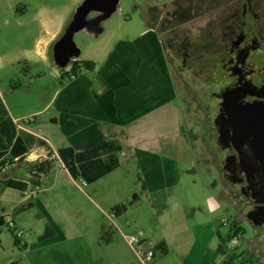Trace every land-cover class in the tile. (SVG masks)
I'll use <instances>...</instances> for the list:
<instances>
[{
	"label": "rangeland",
	"instance_id": "374dc122",
	"mask_svg": "<svg viewBox=\"0 0 264 264\" xmlns=\"http://www.w3.org/2000/svg\"><path fill=\"white\" fill-rule=\"evenodd\" d=\"M152 1L121 0L118 12L103 23L102 26L105 32L98 39H92L82 33L76 35L75 41L82 50L80 60L92 61L96 65V70L93 72V77L96 79L94 83L96 89L104 85H102L100 79L101 72H103L101 76L103 78L105 77L104 70L113 72V68L114 72L116 71L113 67L114 64L109 63L111 55L114 56V51L119 52L117 57H114L116 59L119 57L123 62L120 65L121 73L129 76L124 73L127 65L125 64L126 60L123 59L130 53L132 42L145 30L143 14H145L147 3ZM79 4H81L80 0H74L71 4L70 12L72 11L73 15ZM94 16L95 14H91L90 18ZM52 66V62H49L47 65L35 67L32 73V77L35 79L32 81L26 78L25 75L12 76L10 78V80L13 79L11 84L13 86L17 85V87L20 86L14 93H6L5 91L10 84V82L8 83L9 80L2 81L1 87L13 113L16 116H28L27 122L38 120L40 126L37 127V130L47 136L55 148L61 150L64 145L67 148L69 146L62 140L61 133L64 131L62 121L60 120L56 124L53 122V119L59 117V112L56 111L57 104L52 106L51 111L43 113L42 116L36 119L34 116H29L45 106L48 95L51 97L52 91H59L72 82V80H65L60 81V83H63L60 84L61 71L57 69L58 75L55 73L56 77L53 78L51 76ZM70 67L71 64L65 70L69 71ZM42 72L47 73V75L45 74L42 78H39L37 74ZM86 72H83L86 76L91 74ZM143 74L146 75L145 69ZM104 81L106 80L104 79ZM57 83H59V87L56 86ZM95 88L94 90H96ZM122 88L119 87V90ZM45 93L47 95L42 97L41 95ZM185 95L183 91L178 92L175 100L166 106H161V109H158V112L156 111L157 113L153 118L148 119V123H141L139 126H135L134 129L138 131L147 130L152 122L156 121L153 124L166 125L160 131L169 134L176 130L177 119L178 121L181 119L180 124L184 126V129H189L190 125L187 119L190 117H187L183 107ZM207 99L208 97H206ZM179 110H182V112ZM156 132L159 133L158 130ZM89 133H91L90 135L96 134L92 131ZM95 139L99 140L98 137ZM110 146L112 151L107 148V153H104L100 162L88 160L97 156V154L99 155L98 148H101L100 146L93 153L88 154L85 161L82 156H78L75 163L80 164L79 168L73 163L74 159L68 160L65 158V162L71 166L70 174L75 178V181L71 179L68 172L54 166L49 172H46L47 174L42 173L41 176H36L33 173L31 178H33L34 184L39 187L34 190L37 192L36 196L24 199L20 193L12 192L9 194L7 186L0 190V196H6L0 201V219L4 218L5 221V224L0 227V264H20L22 263L21 260L25 259L27 252L21 251L14 242V235L17 231L21 230L22 232V238H20L22 244H30L34 242L35 235H38L39 230L43 228L36 229L38 226L34 228L33 225L28 223L22 225V222H37L35 218L41 210L36 203L38 197L43 203H52L49 206H53V203H59L60 205L70 203L71 205L81 206V215L87 219H78L76 223L83 225L82 227L88 238L92 241L94 254L99 260H103V264H143L134 247L128 243L126 238L134 232L143 231L151 244L161 238L166 239L167 253L157 252L155 249V258L150 264H201L209 241L211 240L210 248L213 250L219 244L217 237L211 235L210 229L204 230L203 225L208 223L210 226L213 225L215 229H219L222 235L229 234V226H225L224 223L234 213L227 198L224 197V182L218 171L213 167L212 157L209 155L201 156L203 147L200 143L197 144V150L193 145L186 144L181 139L169 141L163 145L167 154L176 156L179 181L177 186L166 191V203H170L171 211L168 215L162 216L161 213L152 208L153 203H159L157 199L161 195L144 197L145 193L141 189L143 184L138 181L140 179L139 160L136 158L133 149L124 147L121 144L115 145L119 146L120 149L114 147L113 144ZM126 153L132 159H128ZM83 162L85 166L82 164ZM75 182L82 185L85 193L79 190ZM47 187L51 189L45 195L44 192L47 191ZM139 192L143 194L141 201L131 207ZM7 193L10 196H7ZM122 204L128 205L129 213H124L122 217L115 219V223H112L110 221L112 209ZM210 204L219 209L214 212L211 211L209 209ZM24 208H26V211H24ZM52 209L55 213L54 207ZM4 214L7 215L3 216ZM10 222H17L22 229L17 227L14 230L11 229L9 227ZM160 224H163L162 231H160ZM103 226L110 227L109 234H114L115 242L111 245H107L105 241L96 240ZM249 238V234L242 238V244L244 245V242ZM186 253L187 256H185ZM223 256H220L219 261L224 260ZM252 261L255 264H264V256L256 255Z\"/></svg>",
	"mask_w": 264,
	"mask_h": 264
},
{
	"label": "flooded vegetation",
	"instance_id": "af4514ba",
	"mask_svg": "<svg viewBox=\"0 0 264 264\" xmlns=\"http://www.w3.org/2000/svg\"><path fill=\"white\" fill-rule=\"evenodd\" d=\"M143 22L146 28L132 42L125 64L133 59L139 66H148L141 84L135 82L132 67L128 71L126 66L127 79L133 78L131 91L147 94L143 108L130 104L126 109L133 141L128 148L139 160L138 181L144 197L156 194L145 192L141 156L153 151L167 154L163 145L178 139L196 150L200 143L201 156L212 157L234 213L224 223L229 226L228 235L211 226L219 244L213 250L209 241L201 264H255L256 255L264 256V202L254 197L241 162L244 153L252 152L249 144L237 147L232 139L221 140L220 129L229 120L224 105L228 94H233L234 107L264 111V0H153L147 3ZM180 91L186 94L183 107L190 117L189 129L181 126V119L169 134L160 131L166 125L153 124L156 121L147 130L134 129L175 100ZM166 191L158 192L159 207L152 204L161 216L171 211ZM248 234L243 245L241 239ZM221 255L224 260L219 261Z\"/></svg>",
	"mask_w": 264,
	"mask_h": 264
},
{
	"label": "crops",
	"instance_id": "0c3cea01",
	"mask_svg": "<svg viewBox=\"0 0 264 264\" xmlns=\"http://www.w3.org/2000/svg\"><path fill=\"white\" fill-rule=\"evenodd\" d=\"M73 2L74 0H0V153H7L0 160V190L7 186L9 194L12 192L20 193L24 199L36 196L37 192L34 190L39 188L31 178L33 173L36 176H41L42 173L47 174L46 172H49L52 167L59 168L62 164L65 168H60V170H65L70 174L71 166L65 162V158L68 160L74 159L73 163L77 165L75 159L78 156H82L85 161L87 155L93 153L100 146L101 148H98L99 155L97 154V156L88 159L100 162L104 153H107V148L112 151L111 144L118 149L120 147L115 146L117 144L124 145V147L132 146L133 141L129 135L132 124L128 121L130 114L127 107L132 104L139 106V109L143 108L142 103H144L145 96H147V94L144 95L142 90H139L138 93L131 91L132 84L129 83L132 82L133 78L129 80L127 79L128 76L121 73L120 65L123 62L119 57L116 59L119 52L114 51L113 55L116 57L111 55L109 63L114 64L113 67L116 71L114 72L113 68V72L104 70L105 77L103 78L106 81L101 77L103 75V72H101L100 79L102 85L104 84L103 86L99 89L95 88L96 79L93 77V72L96 70L95 65L92 72H86L91 73L90 75L86 76L83 73L80 77L72 79L71 84L63 89L52 91L51 97L48 95L45 106L29 115L30 117L34 116L36 119L42 116L43 113L51 111L52 106L57 104L56 111L59 112V117L53 119V122L56 124L60 120L62 121L64 127V131L61 133L62 140L69 148L65 145L61 150L55 148L48 137L37 130V127L40 126L38 120L27 122L28 116H16L13 113L6 100L1 82L9 80L8 83L10 82V84L5 91L6 93H14L19 87L11 84L13 79L10 80V78L12 76L25 75L26 78L32 81L35 79L32 77L35 67L47 65L49 62H52L53 65L51 76L55 78L56 74L58 75L57 68L53 64V46L72 20L73 13L70 10ZM127 58L128 56L123 60L127 62ZM23 64H27L28 74H24ZM139 64L130 59V63L126 65L127 70L132 67L135 82L141 84L143 79L147 77L143 73L144 69L145 73H148V66L146 64L143 66V63L139 66ZM45 74L47 75V73L42 72L37 75L44 76ZM119 87L123 88L119 90ZM160 94L161 92H158L155 95L159 96ZM46 95L45 93L41 96ZM162 95L166 97L164 92H162ZM72 130L74 131L72 132ZM91 131L96 132V134L90 135L89 132ZM97 137L99 140L95 139ZM18 138L23 141L28 152L14 158L9 153ZM18 148H23V145H19ZM141 150H145V148L141 146ZM126 156L128 159H132L128 153H126ZM140 160H142V171L140 172L142 180L146 184L145 192L158 194L164 189L169 190L177 186L179 168L175 155L153 151L149 156H141ZM82 164L85 166L84 162ZM77 167L79 168L80 164ZM78 168L77 170H79ZM3 174H5L4 178L2 177ZM70 176L75 181L71 174ZM10 181L25 184L26 192L9 188ZM75 183L79 190L85 193L82 185ZM50 189L47 187L44 194L47 195ZM8 193L7 196H10ZM5 197L0 196V201ZM141 199L142 196L138 193V197L133 200L131 207L139 203ZM36 203L41 208L35 218L37 222H22V225L28 223L33 225L34 228L38 226L36 229L43 228L39 230L38 235H35L34 242L23 244L26 245V248L20 250L27 252V254L20 264H103V260H99L94 254L92 241L88 238L82 227L83 225L76 223L78 219H87L81 215V206L71 205L70 203H63L62 205L53 203V206H49L52 203H43L39 197L36 198ZM156 204L158 207L160 206L159 203ZM51 207H54L55 213ZM152 208L155 210V206H152ZM24 211H26V208H24ZM124 213H129V209ZM5 215L7 214L3 216ZM110 221L115 223V219L110 218ZM15 223L18 229H22L17 222ZM203 228L212 231V227L208 223L203 225ZM162 229L163 224H160V231ZM109 230H111L110 227L103 226L96 240L105 241L107 245L114 243V234L106 237ZM131 235H140L147 247H156L163 244L168 250L165 238L151 244L143 231L134 232ZM207 249L202 257L204 259L207 256ZM185 256H187V253Z\"/></svg>",
	"mask_w": 264,
	"mask_h": 264
},
{
	"label": "water",
	"instance_id": "95a60500",
	"mask_svg": "<svg viewBox=\"0 0 264 264\" xmlns=\"http://www.w3.org/2000/svg\"><path fill=\"white\" fill-rule=\"evenodd\" d=\"M121 0H83L72 20L53 46V64L62 71L73 61L79 60L82 50L75 41L76 35L85 34L98 39L104 32L103 23L118 12ZM91 14H95L90 18ZM224 101L229 120L220 129L221 140H231L237 147L249 144L251 154H243L241 162L250 188L256 199L264 202V111L256 107L237 108L232 96ZM259 201V200H258ZM5 224L0 219V227Z\"/></svg>",
	"mask_w": 264,
	"mask_h": 264
},
{
	"label": "trees",
	"instance_id": "16d2710c",
	"mask_svg": "<svg viewBox=\"0 0 264 264\" xmlns=\"http://www.w3.org/2000/svg\"><path fill=\"white\" fill-rule=\"evenodd\" d=\"M23 66H24V68H23L24 74H28L27 72H29V71L27 70V64H23ZM94 69H95V63L92 61H80V60L73 61L69 71H67V70L61 71V75H60L61 77H60L59 83H60V81L63 82L65 80H72V79L78 78L81 76V74L84 71L92 72ZM42 77L43 76H39V78H42ZM59 83H57L56 86H58ZM60 84H63V83H60ZM19 145H23V148L19 149L18 148ZM27 152H28V150L26 149V146L24 145L23 141L20 138H18L16 140L14 147L12 148V150L10 151L9 154L11 156H13L14 158H17L19 156L26 154ZM6 155H7V153H5V152L0 153V160L2 158H4ZM8 186H9V188L16 189V190H19L21 192H26L25 184H23V183L16 182V181H10ZM127 209H128L127 206L120 205V206H116L114 209H112V212L115 213L116 218H117L118 216H122L124 214V212L127 211ZM107 235L110 236L109 231L106 233V237H108ZM14 239H15V241H14L15 245L19 249H25L26 248V245H23L22 242L20 241V239L17 238L16 235H14ZM155 249H156V251H161L164 254L167 253V249L163 246V244L156 246Z\"/></svg>",
	"mask_w": 264,
	"mask_h": 264
},
{
	"label": "built area",
	"instance_id": "2783aa9c",
	"mask_svg": "<svg viewBox=\"0 0 264 264\" xmlns=\"http://www.w3.org/2000/svg\"><path fill=\"white\" fill-rule=\"evenodd\" d=\"M60 168L64 169L65 167L61 164ZM83 185L85 186L86 184L84 183ZM111 219H116V215L113 212L111 214ZM9 227L14 230L16 225L14 222H10ZM16 236L19 239L22 238L21 230L16 232ZM126 238L128 243L134 247L136 254L140 257L143 264H150L154 260L155 248L145 246L144 240L140 235H130Z\"/></svg>",
	"mask_w": 264,
	"mask_h": 264
},
{
	"label": "clouds",
	"instance_id": "9594fccd",
	"mask_svg": "<svg viewBox=\"0 0 264 264\" xmlns=\"http://www.w3.org/2000/svg\"><path fill=\"white\" fill-rule=\"evenodd\" d=\"M209 209L211 210V211H215V207L213 206V205H209Z\"/></svg>",
	"mask_w": 264,
	"mask_h": 264
}]
</instances>
